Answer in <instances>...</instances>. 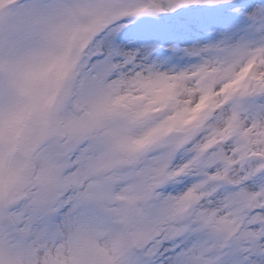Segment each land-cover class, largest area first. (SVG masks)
Returning a JSON list of instances; mask_svg holds the SVG:
<instances>
[{
	"label": "snow or ice",
	"instance_id": "snow-or-ice-1",
	"mask_svg": "<svg viewBox=\"0 0 264 264\" xmlns=\"http://www.w3.org/2000/svg\"><path fill=\"white\" fill-rule=\"evenodd\" d=\"M0 264H264V0H0Z\"/></svg>",
	"mask_w": 264,
	"mask_h": 264
}]
</instances>
